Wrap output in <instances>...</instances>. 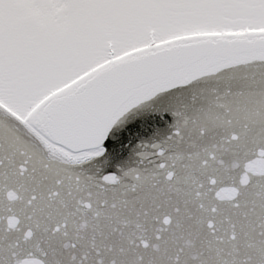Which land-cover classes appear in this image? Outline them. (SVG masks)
Returning <instances> with one entry per match:
<instances>
[{
	"label": "snow or ice",
	"instance_id": "6c2138e0",
	"mask_svg": "<svg viewBox=\"0 0 264 264\" xmlns=\"http://www.w3.org/2000/svg\"><path fill=\"white\" fill-rule=\"evenodd\" d=\"M0 264H264V0H0Z\"/></svg>",
	"mask_w": 264,
	"mask_h": 264
},
{
	"label": "water",
	"instance_id": "95a60500",
	"mask_svg": "<svg viewBox=\"0 0 264 264\" xmlns=\"http://www.w3.org/2000/svg\"><path fill=\"white\" fill-rule=\"evenodd\" d=\"M153 130H154V126L152 124H149L148 127L142 129L141 131H142V134L144 136H150L152 134ZM125 155H127V154H125Z\"/></svg>",
	"mask_w": 264,
	"mask_h": 264
}]
</instances>
